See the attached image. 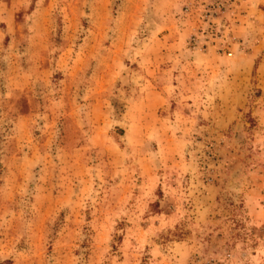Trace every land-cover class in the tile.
I'll list each match as a JSON object with an SVG mask.
<instances>
[{"label": "rangeland", "instance_id": "obj_1", "mask_svg": "<svg viewBox=\"0 0 264 264\" xmlns=\"http://www.w3.org/2000/svg\"><path fill=\"white\" fill-rule=\"evenodd\" d=\"M262 1L0 0V264H264Z\"/></svg>", "mask_w": 264, "mask_h": 264}, {"label": "crops", "instance_id": "obj_2", "mask_svg": "<svg viewBox=\"0 0 264 264\" xmlns=\"http://www.w3.org/2000/svg\"><path fill=\"white\" fill-rule=\"evenodd\" d=\"M262 2L264 3V0ZM258 19L264 22V14H258ZM167 49L172 54V56H174L178 50V42L175 41L173 43H170L167 46ZM254 56L258 57L257 54H255ZM152 66H154V64H152ZM144 78L146 80V83L142 90L141 99L138 103L135 104V106L143 109V113L145 114H154L157 110H159L161 106L165 104V96L163 94V91H160L157 87H155V84L161 83V80L158 77H154L152 79H149L147 77Z\"/></svg>", "mask_w": 264, "mask_h": 264}]
</instances>
